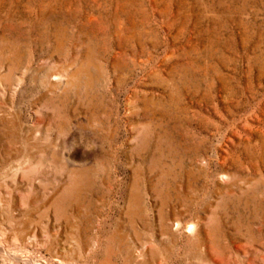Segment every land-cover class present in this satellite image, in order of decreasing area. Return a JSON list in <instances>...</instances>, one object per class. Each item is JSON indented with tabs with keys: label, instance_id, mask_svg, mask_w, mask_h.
<instances>
[{
	"label": "rangeland",
	"instance_id": "obj_1",
	"mask_svg": "<svg viewBox=\"0 0 264 264\" xmlns=\"http://www.w3.org/2000/svg\"><path fill=\"white\" fill-rule=\"evenodd\" d=\"M0 264H264V0H0Z\"/></svg>",
	"mask_w": 264,
	"mask_h": 264
}]
</instances>
